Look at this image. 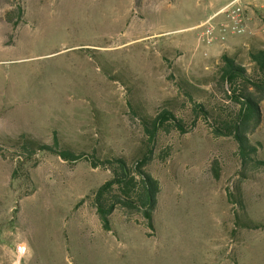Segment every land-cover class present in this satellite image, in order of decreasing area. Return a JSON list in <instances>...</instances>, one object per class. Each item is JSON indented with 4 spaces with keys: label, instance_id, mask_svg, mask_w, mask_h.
<instances>
[{
    "label": "rangeland",
    "instance_id": "rangeland-1",
    "mask_svg": "<svg viewBox=\"0 0 264 264\" xmlns=\"http://www.w3.org/2000/svg\"><path fill=\"white\" fill-rule=\"evenodd\" d=\"M227 1L0 0V264H264V168L241 166L233 139L201 120L147 145L131 115L181 101L178 77L210 92L202 80L223 54L251 68L248 50H264V0H240L244 31L221 41ZM211 18L208 44L194 27ZM54 135L128 166L152 149L153 229L117 207L102 230L92 202L111 178L104 167L46 151L9 161L22 136L49 146ZM250 138L264 160V101Z\"/></svg>",
    "mask_w": 264,
    "mask_h": 264
},
{
    "label": "trees",
    "instance_id": "trees-1",
    "mask_svg": "<svg viewBox=\"0 0 264 264\" xmlns=\"http://www.w3.org/2000/svg\"><path fill=\"white\" fill-rule=\"evenodd\" d=\"M247 58L251 68L242 66L241 62L236 61V56L223 54L219 58L217 70L202 80L204 84L212 85L210 92L178 77L175 78V85L181 101L177 97L167 99L153 115L142 114L140 109L133 110L131 115L138 118L146 136L145 143L152 145L158 136L171 132L184 135L201 120L209 125L215 138L233 139L241 166L264 168V160L257 155L260 145L251 142L250 138L259 124L260 103L264 101V50L252 48L248 50ZM197 82L200 83L199 80ZM214 92L221 93L222 100L215 99ZM203 95L206 98L202 99ZM186 109L190 112L189 120L181 114ZM21 138L14 143L15 156L9 157V161H16L18 165L31 161L38 151H46L70 166L83 160L93 169L104 167L111 173L110 180L93 193L92 203L103 231L111 230L109 218L117 207L139 212L148 228L153 229L151 212L155 208L159 187L158 182L144 172L147 155L152 153V149L142 155L141 161L128 166L118 157H100L93 153L72 151L60 144L55 135L49 146L25 136ZM0 157L5 160L1 150ZM213 171L217 176L216 170ZM17 176L15 168L11 179ZM25 179L28 180L27 175Z\"/></svg>",
    "mask_w": 264,
    "mask_h": 264
},
{
    "label": "built area",
    "instance_id": "built-area-1",
    "mask_svg": "<svg viewBox=\"0 0 264 264\" xmlns=\"http://www.w3.org/2000/svg\"><path fill=\"white\" fill-rule=\"evenodd\" d=\"M244 8L240 5V0H233L226 4L217 15H223L228 20V23H221L218 27V33L221 35L220 40H223L225 34L238 35L244 31L243 26V10ZM212 18L208 21L200 23L194 27L196 31V37L208 44L214 41L213 32L214 26L210 23Z\"/></svg>",
    "mask_w": 264,
    "mask_h": 264
},
{
    "label": "crops",
    "instance_id": "crops-1",
    "mask_svg": "<svg viewBox=\"0 0 264 264\" xmlns=\"http://www.w3.org/2000/svg\"><path fill=\"white\" fill-rule=\"evenodd\" d=\"M231 1H233V0H228V1H227L226 3H224L221 7L225 6L226 4L230 3ZM221 7H220V8H221ZM220 8H219V9H220ZM219 9H217V10H219ZM217 10H215L212 14H214L215 12H217Z\"/></svg>",
    "mask_w": 264,
    "mask_h": 264
}]
</instances>
